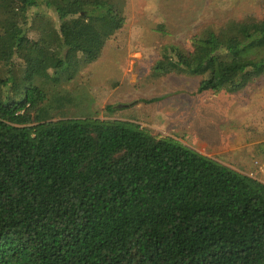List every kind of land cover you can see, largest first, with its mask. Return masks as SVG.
Here are the masks:
<instances>
[{"label": "trees", "instance_id": "16d2710c", "mask_svg": "<svg viewBox=\"0 0 264 264\" xmlns=\"http://www.w3.org/2000/svg\"><path fill=\"white\" fill-rule=\"evenodd\" d=\"M125 5L0 0V264H264V182L138 123L70 116L85 101L65 85ZM191 45H164L152 77L238 92L264 74V16Z\"/></svg>", "mask_w": 264, "mask_h": 264}, {"label": "rangeland", "instance_id": "374dc122", "mask_svg": "<svg viewBox=\"0 0 264 264\" xmlns=\"http://www.w3.org/2000/svg\"><path fill=\"white\" fill-rule=\"evenodd\" d=\"M125 15L101 57L65 85L85 101L70 116L138 123L264 182V74L238 92H199L202 76L151 75L164 45L192 48L208 24L263 17L264 0H126Z\"/></svg>", "mask_w": 264, "mask_h": 264}, {"label": "built area", "instance_id": "2783aa9c", "mask_svg": "<svg viewBox=\"0 0 264 264\" xmlns=\"http://www.w3.org/2000/svg\"><path fill=\"white\" fill-rule=\"evenodd\" d=\"M262 181V180H261ZM263 182V181H262Z\"/></svg>", "mask_w": 264, "mask_h": 264}]
</instances>
